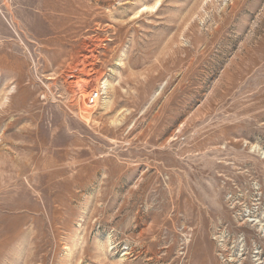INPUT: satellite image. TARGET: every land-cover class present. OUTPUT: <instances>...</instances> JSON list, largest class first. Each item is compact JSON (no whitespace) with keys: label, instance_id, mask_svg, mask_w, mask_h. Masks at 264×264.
<instances>
[{"label":"rangeland","instance_id":"1","mask_svg":"<svg viewBox=\"0 0 264 264\" xmlns=\"http://www.w3.org/2000/svg\"><path fill=\"white\" fill-rule=\"evenodd\" d=\"M156 1L0 0V264L256 263L264 0Z\"/></svg>","mask_w":264,"mask_h":264},{"label":"bare ground","instance_id":"2","mask_svg":"<svg viewBox=\"0 0 264 264\" xmlns=\"http://www.w3.org/2000/svg\"><path fill=\"white\" fill-rule=\"evenodd\" d=\"M164 0H157L153 5H151V6H144L142 9H140V10H138L136 13H135V15H134V17L135 18H137V17H140L141 16V14H143V13H146V12H148V11H156L161 5H162V2H163ZM92 52V51H91ZM83 58H82V60L80 61L79 60V63H77L76 64V66L73 68H71V69H74V71L73 70H71V71H73V73H71V75H69L68 77H70L71 79H73L74 81L72 82V83H77L78 82V77H77V75L78 74H82V75H84L85 73H89V71L88 70H92V69H88L89 67L91 68V67H93L94 66V64H95V56L92 54V53H90L88 56H82ZM79 64V65H78ZM86 75V74H85ZM90 75V74H89ZM96 76V77H95ZM95 76L93 75V76H91L93 79H96L97 78V80H100L101 79V76H100V74H98V73H96L95 74ZM80 80V79H79ZM82 80H85V79H83L82 78ZM87 81V80H86ZM98 82V81H97ZM85 84V83H84ZM87 85H85V89L87 90V92H86V95L84 96V98H83V102L82 103H84V99H85V97L89 94V92L91 91V90H93V89H95L96 87L98 88V85H94V82H89V83H86ZM93 84V85H92ZM75 85V84H74ZM82 86H84L83 84H82ZM82 86H79L78 85V87L79 88H81ZM113 85H111V84H108V88L110 87V88H112L113 90H115V88L114 87H112ZM101 87H102V89L104 90V94H106L107 92H106V88L104 87V86H102L101 85ZM78 88V89H79ZM78 89H76L74 92H75V94H74V101L76 100V97L78 96V93H79V91H78ZM8 92H10V93H13L14 91H13V88H12V90H9ZM106 96L104 95V98H105ZM5 99V98H4ZM8 100V97H6V101ZM6 101H3V102H6ZM112 100L111 99H109L108 101H106V104H105V107H108V109L107 110H109L110 108H111V106H112ZM83 105H85V103L83 104ZM86 106V105H85ZM87 107V106H86ZM253 148H254V152H256V149L257 148H259V147H257V145H254L253 146ZM261 148V147H260ZM253 150V149H252ZM259 153V152H258ZM262 155H264V152H262ZM256 228H259V227H256ZM127 253H125V255H126Z\"/></svg>","mask_w":264,"mask_h":264},{"label":"built area","instance_id":"3","mask_svg":"<svg viewBox=\"0 0 264 264\" xmlns=\"http://www.w3.org/2000/svg\"><path fill=\"white\" fill-rule=\"evenodd\" d=\"M103 94H104V90L102 89L101 86H98V88L96 87L95 89L91 90L84 99L85 105L89 109L94 108L103 99ZM261 201L259 202L260 205L255 207L256 209L255 208L253 210L250 209V211H248V214L251 216L250 217L251 221L256 222L259 229H262L264 234V200L263 202ZM253 243H254V247L256 248V251L254 252L256 253L255 264H264V249L262 248V245L257 241H253ZM238 262L239 264H246L245 257H243L241 260H238Z\"/></svg>","mask_w":264,"mask_h":264}]
</instances>
